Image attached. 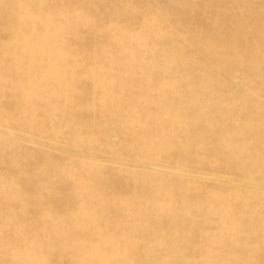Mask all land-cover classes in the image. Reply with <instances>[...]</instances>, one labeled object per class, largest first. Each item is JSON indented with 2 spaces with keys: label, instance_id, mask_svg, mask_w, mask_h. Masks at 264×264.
I'll return each mask as SVG.
<instances>
[{
  "label": "rangeland",
  "instance_id": "1",
  "mask_svg": "<svg viewBox=\"0 0 264 264\" xmlns=\"http://www.w3.org/2000/svg\"><path fill=\"white\" fill-rule=\"evenodd\" d=\"M0 264H264V0H0Z\"/></svg>",
  "mask_w": 264,
  "mask_h": 264
}]
</instances>
